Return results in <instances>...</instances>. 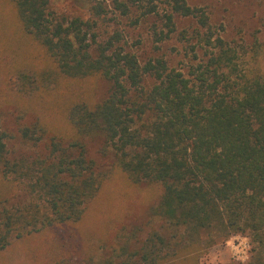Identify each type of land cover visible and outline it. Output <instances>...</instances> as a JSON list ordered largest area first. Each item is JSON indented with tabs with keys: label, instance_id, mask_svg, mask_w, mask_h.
<instances>
[{
	"label": "trees",
	"instance_id": "1",
	"mask_svg": "<svg viewBox=\"0 0 264 264\" xmlns=\"http://www.w3.org/2000/svg\"><path fill=\"white\" fill-rule=\"evenodd\" d=\"M4 1L57 75L98 77L110 88L98 103L71 105L67 120L74 140L64 147L51 138L48 153L30 163L9 156L12 135L0 120V176L38 201L14 213L0 210V251L27 232L81 221L102 182L83 142L100 138L130 183L160 186L156 216L191 236L217 231L224 242L246 235L252 245L249 264H264V81L242 74L235 50L213 29L205 10L171 0L165 16L168 34L174 30L173 13L194 19L202 31L199 42L209 49L185 77L164 60L140 64L112 38L98 41L97 20L52 17L50 0ZM155 1L128 3L147 15L156 12ZM114 5L122 15L129 13L125 2ZM91 10L94 18L104 12L100 4ZM20 80L24 88L31 84L26 74ZM43 133L37 125L19 129L20 137L34 144ZM163 244L168 245L148 239L136 253L137 264H160Z\"/></svg>",
	"mask_w": 264,
	"mask_h": 264
},
{
	"label": "rangeland",
	"instance_id": "2",
	"mask_svg": "<svg viewBox=\"0 0 264 264\" xmlns=\"http://www.w3.org/2000/svg\"><path fill=\"white\" fill-rule=\"evenodd\" d=\"M114 1L50 0L49 10L58 19L97 20L96 39L102 42L112 38L115 46L136 56L142 65L164 60L169 69L189 77L191 68L206 57L209 49L199 42L197 34L202 31L194 19L173 13L174 30L168 34L165 16L171 13V0H156V12L147 15L128 0H118L128 5L129 13L122 15ZM184 1L205 10L210 25L235 50L242 74L264 81V0ZM97 4L104 12L94 18L91 7ZM20 74L31 77L29 87L22 86ZM109 88V83L98 77L70 79L57 75L41 47L20 31L12 6L0 0V120L2 129L12 135L7 142L11 158L30 163L45 156L51 138L64 147L70 145L74 133L67 120L69 107L77 102L98 103ZM33 125L44 130L37 144L19 134L21 127ZM83 145L102 182L84 206L81 221L11 239L0 251V264H137V251L151 238L168 244L160 245V264L250 263L248 236L233 235L223 242L217 231L203 230L191 236L184 229L175 230L153 213L160 201L159 185L130 183L102 139L88 138ZM37 202L23 188L0 176V210L5 207L14 213ZM237 239L249 244L244 262L233 258L229 245Z\"/></svg>",
	"mask_w": 264,
	"mask_h": 264
},
{
	"label": "built area",
	"instance_id": "3",
	"mask_svg": "<svg viewBox=\"0 0 264 264\" xmlns=\"http://www.w3.org/2000/svg\"><path fill=\"white\" fill-rule=\"evenodd\" d=\"M238 240L239 239L232 243L229 242V245L233 250V258L239 262H244L248 258L249 244L241 243Z\"/></svg>",
	"mask_w": 264,
	"mask_h": 264
}]
</instances>
